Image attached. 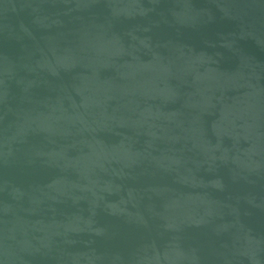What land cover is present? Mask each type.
<instances>
[{"label":"water","instance_id":"obj_1","mask_svg":"<svg viewBox=\"0 0 264 264\" xmlns=\"http://www.w3.org/2000/svg\"><path fill=\"white\" fill-rule=\"evenodd\" d=\"M0 264H264V0H0Z\"/></svg>","mask_w":264,"mask_h":264}]
</instances>
